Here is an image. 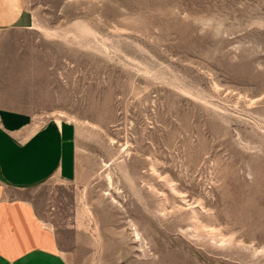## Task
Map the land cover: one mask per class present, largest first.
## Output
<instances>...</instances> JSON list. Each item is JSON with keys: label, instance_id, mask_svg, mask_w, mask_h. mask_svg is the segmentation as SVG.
Instances as JSON below:
<instances>
[{"label": "rangeland", "instance_id": "obj_1", "mask_svg": "<svg viewBox=\"0 0 264 264\" xmlns=\"http://www.w3.org/2000/svg\"><path fill=\"white\" fill-rule=\"evenodd\" d=\"M33 126L75 176L25 191L67 264H264V0H25Z\"/></svg>", "mask_w": 264, "mask_h": 264}, {"label": "crops", "instance_id": "obj_2", "mask_svg": "<svg viewBox=\"0 0 264 264\" xmlns=\"http://www.w3.org/2000/svg\"><path fill=\"white\" fill-rule=\"evenodd\" d=\"M33 30L25 0H0V37ZM25 64L0 61V264H67L56 234L24 194L53 177L74 178L75 131L58 120L33 126L41 103Z\"/></svg>", "mask_w": 264, "mask_h": 264}]
</instances>
